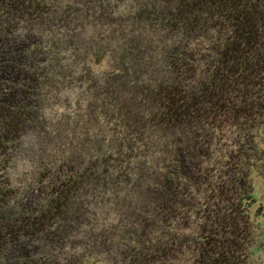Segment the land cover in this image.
I'll list each match as a JSON object with an SVG mask.
<instances>
[{"label":"trees","instance_id":"trees-1","mask_svg":"<svg viewBox=\"0 0 264 264\" xmlns=\"http://www.w3.org/2000/svg\"><path fill=\"white\" fill-rule=\"evenodd\" d=\"M263 171L264 0H0V264H250Z\"/></svg>","mask_w":264,"mask_h":264},{"label":"rangeland","instance_id":"rangeland-1","mask_svg":"<svg viewBox=\"0 0 264 264\" xmlns=\"http://www.w3.org/2000/svg\"><path fill=\"white\" fill-rule=\"evenodd\" d=\"M254 207L264 205V171L252 173ZM257 225L255 244L251 248L250 264H264V216H254Z\"/></svg>","mask_w":264,"mask_h":264}]
</instances>
